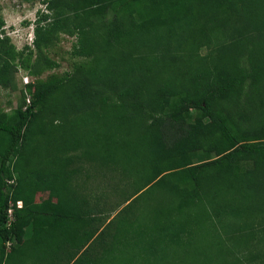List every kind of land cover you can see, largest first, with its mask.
I'll return each mask as SVG.
<instances>
[{"label":"trees","instance_id":"1","mask_svg":"<svg viewBox=\"0 0 264 264\" xmlns=\"http://www.w3.org/2000/svg\"><path fill=\"white\" fill-rule=\"evenodd\" d=\"M43 1L34 60L59 32L80 60L0 109V264H152L188 221L264 264V0Z\"/></svg>","mask_w":264,"mask_h":264},{"label":"rangeland","instance_id":"2","mask_svg":"<svg viewBox=\"0 0 264 264\" xmlns=\"http://www.w3.org/2000/svg\"><path fill=\"white\" fill-rule=\"evenodd\" d=\"M41 12H48L43 0H0V16L5 21L4 32L9 36V43H11L12 51H14L12 63L17 65L20 57L24 61L22 65H17L19 68L14 73L13 88L0 85V109L11 111L17 107L20 103L21 92L28 98L29 93L25 91L23 77H27L28 80L35 79L36 75L32 74L33 67L41 69L38 76L45 78L49 74L61 75L66 70L71 71L73 63L80 60L79 56L72 55L74 36H69L63 32L56 34L52 44L43 51V58L38 61L34 60L35 57L38 58V54L36 56L32 39L34 38L35 23ZM41 22L40 24H42ZM47 62H55L56 65L49 67ZM186 162L189 163L190 161L186 159ZM95 181L90 180L92 186ZM103 182L106 184L105 181ZM251 190L253 191V188ZM253 193L250 194L249 199L252 197L257 200L256 194ZM116 196L114 194L115 201L120 199L119 196V199ZM115 212L116 210L112 211L111 214L113 215ZM185 225L187 231L182 235L183 238L187 237L191 241L188 251L185 253L179 250L184 247L172 244L170 248H167V258L154 259L152 264H225V261L233 259L235 255L233 253L240 250H236L235 247L227 249L226 246L231 247L233 245V243L227 242L219 250L218 248H211L210 244L216 240L214 234L205 235L207 231L204 228L200 229V226L192 221H188ZM249 250L252 248L250 247ZM141 253V251L132 250V248L125 249V251H115L111 254V260L108 264H147Z\"/></svg>","mask_w":264,"mask_h":264},{"label":"built area","instance_id":"3","mask_svg":"<svg viewBox=\"0 0 264 264\" xmlns=\"http://www.w3.org/2000/svg\"><path fill=\"white\" fill-rule=\"evenodd\" d=\"M23 81H24V83H25V82H27V81H29V80H28L27 77H23Z\"/></svg>","mask_w":264,"mask_h":264}]
</instances>
